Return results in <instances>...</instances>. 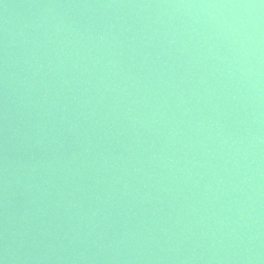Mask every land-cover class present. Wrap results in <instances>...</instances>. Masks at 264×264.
<instances>
[{
  "label": "water",
  "instance_id": "water-1",
  "mask_svg": "<svg viewBox=\"0 0 264 264\" xmlns=\"http://www.w3.org/2000/svg\"><path fill=\"white\" fill-rule=\"evenodd\" d=\"M0 264H264V0H0Z\"/></svg>",
  "mask_w": 264,
  "mask_h": 264
}]
</instances>
